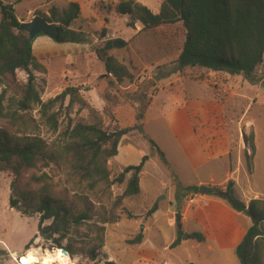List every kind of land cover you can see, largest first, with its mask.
Masks as SVG:
<instances>
[{"label":"rangeland","instance_id":"1","mask_svg":"<svg viewBox=\"0 0 264 264\" xmlns=\"http://www.w3.org/2000/svg\"><path fill=\"white\" fill-rule=\"evenodd\" d=\"M2 1L14 2L18 18L27 22L37 17V13L48 15L53 7L65 9L69 3L80 5L81 14L70 30L85 36L87 45L59 43L47 36H40L33 43L34 56L47 69V73L34 72L42 100L47 102L56 98L67 87H80L81 95L96 114L95 118L90 109L80 110L76 105L70 116L64 111L60 131L68 126L69 120L74 124L80 119L87 123L102 121L103 127L111 131L140 124L138 115L146 110L153 98L143 120L144 134L164 153L169 167L138 131L125 137V145H133L132 151L109 162L112 178H115L126 165H139L143 156L149 157L139 177V195L125 198L119 207L116 205V198L125 191L131 174L123 185L116 184L109 191L99 187L88 193L68 182L64 173L48 170L57 197L73 213L86 212L91 216V220L81 226L68 228L64 245L71 244L76 250L74 259L70 257L74 264H240L234 250L219 249L220 242L221 245L227 244L237 236L220 234L216 226L213 227L217 222L216 214L227 216L219 206L208 207L197 219L206 234L204 243L183 239L180 246L174 249L170 246L178 238L179 231L188 234L200 230L193 220L183 223L184 217L192 215L193 208L208 205L204 198L217 200L214 196L201 194L202 187L211 191L216 185H226L227 177L231 176L238 183L237 196L243 201L254 195L247 192L249 183L264 194V67L259 72L257 70V80L263 81L262 87L251 85L245 79L242 87L240 78L203 68H186L159 79L174 67L181 53L186 34L181 24L144 30L138 23L135 29L130 28L127 25L129 17L114 12L113 0ZM136 3L157 14L162 0H136ZM103 29L107 30L105 38L102 37ZM115 39L128 42V46L114 48L109 55L130 69L135 84L129 81L119 84L114 77L107 76L104 64L97 57L96 50L103 48L107 40ZM26 82L27 75L21 71L15 78L0 79V103L6 107L11 99L19 96L17 85ZM68 104L69 100L65 106ZM186 105L192 112L189 118L196 142L178 112ZM171 114L174 121L170 120ZM33 115L39 118L37 112ZM252 134L256 155L249 170L247 154L241 148L247 145L250 151L248 138ZM243 135L247 137L246 143ZM42 136L50 141L56 138L45 131ZM214 150L223 153L230 150L231 155L210 156L209 161L201 164L204 161L202 152L207 156ZM238 155L240 165L236 167ZM230 163L234 165L231 172L228 169ZM46 171H26L21 181L22 189H26L33 173L41 175ZM212 177L215 182H209ZM200 181L213 187L199 186ZM11 182L10 173L0 172V264H18L15 261L18 257L13 254L27 256L30 250L39 253L32 264H41L43 254L62 250L55 248L54 239L58 236H51L48 230L51 221L40 225L39 214L24 215L20 209L11 208ZM38 187L34 185L32 188ZM187 187L199 190L185 192ZM192 199H195L194 203H191ZM224 204L230 208L226 202ZM155 205L158 206L157 212L148 215ZM19 206L24 208L22 204ZM113 214L119 218L117 222L104 223ZM103 227L104 247L96 261L90 260L82 251L96 244V237ZM140 233L144 235L141 244H128Z\"/></svg>","mask_w":264,"mask_h":264},{"label":"trees","instance_id":"2","mask_svg":"<svg viewBox=\"0 0 264 264\" xmlns=\"http://www.w3.org/2000/svg\"><path fill=\"white\" fill-rule=\"evenodd\" d=\"M114 12L119 16L129 17L128 27L134 28L139 23L144 30L161 29L181 24L185 30V41L181 53L169 72L159 79L168 78L186 68H203L213 72L242 76L251 85H257V70L264 64V0H162L159 13L136 3V0H113ZM81 8L78 3H69L65 9L53 7L49 14H38L48 23L59 27V43L80 44L88 42L85 36L70 30L79 18ZM0 79L16 77L21 71L27 75V82L17 85L18 97L11 99L4 107L0 103V172L12 176L10 197L11 208H17L24 215H40L39 224L51 221L48 230L54 239L56 249L65 250L71 259L77 255L71 244L64 245L71 225L81 226L91 220V216L82 212L75 214L56 195L55 185L48 170H58L66 175L73 186L91 193L103 187L109 191L114 185H123L131 174L125 191L116 198L117 207L127 197L141 193L140 174L148 161L143 156L139 165L128 166L117 177L112 178L109 162L119 154V145L128 134L138 131L151 143L160 160L169 167L164 153L156 143L144 134L143 120L146 110L138 115L131 127L108 130L102 121L87 123L83 119L60 131L64 111L70 116L74 106L80 110L95 111L81 95L80 87H67L54 99L44 102L36 84L34 72L47 73L33 53V43L29 34L21 30L14 4L0 0ZM107 30L103 29L102 37ZM128 42L122 39L107 40L104 47L96 50L97 57L104 64L107 76H112L119 83L129 81L135 84V76L130 69L109 52L114 48L124 49ZM69 104L65 106L66 101ZM37 112L39 118L34 117ZM5 122V124H1ZM43 131L56 136L52 141L44 138ZM250 140V154L247 155L248 168L256 155L253 134ZM247 141V137H245ZM47 170L41 175L33 173L26 189H22L23 174L30 170ZM34 185L39 186L33 189ZM199 188L187 187L186 191L197 192ZM211 195L226 202L235 212L247 214L252 225L241 242L234 249L240 264H264V200L254 199L248 204L237 196L236 183L229 180L224 187H215ZM180 200L179 197L176 198ZM20 204L24 208H20ZM23 209V210H22ZM155 205L148 215L157 212ZM115 214L104 223H116ZM105 228H101L96 237V244L82 251L90 260L96 261L99 251L104 247ZM183 239L204 243L203 234L195 232L185 234L179 231L178 238L170 246L174 249ZM144 235L140 233L128 244H141ZM30 248V245L27 249ZM112 264V263H109Z\"/></svg>","mask_w":264,"mask_h":264},{"label":"crops","instance_id":"3","mask_svg":"<svg viewBox=\"0 0 264 264\" xmlns=\"http://www.w3.org/2000/svg\"><path fill=\"white\" fill-rule=\"evenodd\" d=\"M7 2H8L7 4H15L14 2L13 3L10 2V1H7ZM28 13L30 14L31 12H28ZM18 19H19V21L21 23L27 22L26 20H21L20 18H18ZM263 67H264V64L261 67L258 68V72L261 71V69H263ZM233 77H236L238 79L239 78L242 79V81H243L242 87L245 86V82H244L245 80H244V78L242 76H233ZM262 84H263V81L262 82L260 81L258 83V85L261 86V87H262ZM261 92H262V89H261ZM178 112H180L179 113L180 116L184 117L185 126L187 128V131L191 134L192 138L196 142V136L194 134H192L193 133V131H192V127H193L192 126V121L189 118V116H190L189 113H192V112L189 110V107L187 105H186V107L184 106V108H181V110L178 111ZM169 117H170V120L174 121V116L172 114ZM125 137H127V136H125ZM125 137L122 139V141H121V143L119 145V154H118V156L116 158H118L122 153L124 155H126L128 152L132 151V146L133 145L130 144V145L126 146L125 145V141H127V140H125L126 139ZM245 137L246 136L243 135L244 141H245ZM245 143H246V141H245ZM241 150H244L247 155L250 154V151L247 148V145H245V146L243 145ZM230 155H231V151L230 150L226 151L225 153H223L221 151L214 150V152L212 151V152L208 153L207 156H206L205 152H202V158L204 159V161H202L201 164H203V162H205V161H209L210 156L211 157L214 156L216 158H219V157H223V156H229L230 157ZM133 165L137 166V164H133ZM239 165H240V155H238V157H237L236 167H238ZM128 166H131V164L130 165H126L125 167H128ZM232 167H234L233 163L228 167L230 172L232 171ZM252 173L253 172H251L250 174H252ZM227 178L232 180L231 176H228ZM229 179H228V181H229ZM228 181L226 179L227 183H228ZM233 181H235L236 186H237L238 185L237 181L236 180H233ZM209 182H215L214 178L212 177L209 180ZM207 184L208 183H206L205 181H203V182L200 181L199 182V186L203 185V186H211V187H213L212 185H207ZM224 186L225 185H223V186L216 185L215 187H224ZM247 192L251 193V194H254L253 197H251L249 199H244V201L247 204L251 200H254V199H257V198L264 200V194H261V193L257 192L256 189L254 188V186L251 183L248 184ZM207 195L208 196H212L211 194H207ZM204 201L208 205H206V206H197L196 208H193V210H192L193 213H192L191 216H189V218L184 217V221L185 222H183V223H188L187 220L188 221H192L193 220V224L197 225L200 228L199 231H192V232H190L188 234L198 232V233H201V234H203L205 236L206 234H204L203 231H202L203 230V228H202L203 224H200L199 220H197V219L200 218V215H201L202 212L208 210L207 209L208 207H212L213 205H215L217 207L219 206V208H223L224 209V211L226 212L227 216L226 215H222V214H216L214 216V218L217 216V218H216L217 222L216 223L214 222L213 227L216 226V228L219 230L220 234L221 233H225V234L227 233V235H230V236H233L232 234H237V236L236 237H232L233 239H231V241L229 243H227V244L223 243L221 245V242H220V244H218L219 249L220 250L222 249L223 251L224 250H228V249L234 250L237 247V245L241 242L243 237L245 236L247 230L251 227V225H252L251 219L247 216V214H241V213L235 212L232 208H229L228 206H226L224 204V201H222V200H220L218 198L215 201L210 199V198L209 199L204 198ZM228 215H229L230 218H228Z\"/></svg>","mask_w":264,"mask_h":264},{"label":"water","instance_id":"4","mask_svg":"<svg viewBox=\"0 0 264 264\" xmlns=\"http://www.w3.org/2000/svg\"><path fill=\"white\" fill-rule=\"evenodd\" d=\"M21 30L29 34L32 43H34L40 36H47L56 41L59 33L58 25L48 23L42 16L35 17L31 22L22 23ZM200 192L201 194H211V191H207L205 187H202ZM177 218L179 221L180 215H178ZM61 251L63 254L69 256L65 250L62 249ZM13 255L19 257L17 253H14Z\"/></svg>","mask_w":264,"mask_h":264},{"label":"bare ground","instance_id":"5","mask_svg":"<svg viewBox=\"0 0 264 264\" xmlns=\"http://www.w3.org/2000/svg\"><path fill=\"white\" fill-rule=\"evenodd\" d=\"M39 255L38 252L34 250H30L27 253V256L18 257L15 261L18 264H32L33 259ZM22 258V260H20ZM41 264H74V262L70 259V257L66 254H63L60 250H55L54 252H46L43 254V257L40 258Z\"/></svg>","mask_w":264,"mask_h":264},{"label":"built area","instance_id":"6","mask_svg":"<svg viewBox=\"0 0 264 264\" xmlns=\"http://www.w3.org/2000/svg\"><path fill=\"white\" fill-rule=\"evenodd\" d=\"M194 202H195V199H192V200H191V203H194ZM20 260H22V258H20Z\"/></svg>","mask_w":264,"mask_h":264}]
</instances>
